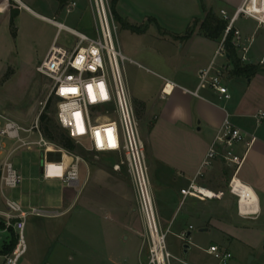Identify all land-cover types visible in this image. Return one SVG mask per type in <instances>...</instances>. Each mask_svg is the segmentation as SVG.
<instances>
[{
  "label": "crops",
  "instance_id": "0c3cea01",
  "mask_svg": "<svg viewBox=\"0 0 264 264\" xmlns=\"http://www.w3.org/2000/svg\"><path fill=\"white\" fill-rule=\"evenodd\" d=\"M3 1L1 0V3L4 6ZM60 1V8L62 9L63 4L69 0ZM74 1L77 2L74 10L78 15L77 28L84 32H90L91 28L87 25V22L89 18H93V14L90 6L88 8L89 1L88 4L87 2L84 4L82 0ZM242 1L118 0L116 11L132 25H135V23L143 25L149 21V18H153L161 30L164 31V34L159 32L156 35L154 34L150 44L144 45V49L158 54L162 57L161 60L154 61L152 59L153 61H151L150 58L142 57L148 64L145 65L132 57L131 54L136 53L134 50H130L131 54L128 53L126 56L133 61V64L155 77L152 84H142L139 87L132 85L129 91L139 116L146 143L154 194L156 198L163 201L166 208L171 209V221L179 210L182 211L183 221L176 227V236L178 237L184 230H187V232L192 230V236L193 230L197 226L199 232L222 236L228 244H231V241H238L247 248V255L252 254L254 256L252 262H255L261 256L256 254L258 247L263 246L264 248V122L262 120L261 123H257L256 118L260 110L264 111V72H258L247 77L236 75L230 71L224 81L232 91V100L220 98L217 92L208 87L201 88L199 96H194L182 90V87L189 90L197 88L198 71L210 63L216 49L217 40L206 37L198 27L189 38L181 39L180 37L194 20H202L207 10L213 9L216 12L215 8H218L219 10L232 11ZM21 2V6L17 7L15 20L20 18L35 19L54 27L44 20V18L53 17L36 11L29 5L30 0L28 2L27 0L25 2L21 0ZM6 10L9 12L10 19L11 9L9 3ZM119 26L125 31L141 36L146 35L152 29V27H148L150 29L138 33L124 28L120 24ZM239 28L245 34H252L255 30H250L246 26H240ZM53 38L54 35L41 47L40 56L42 58ZM253 51L255 56H260L264 52V45L260 48V52L254 49L253 46ZM217 62L222 63L223 61L218 59ZM2 110L6 111V108H2ZM226 116L236 126L248 133L255 134L257 137V140L250 146L246 160L238 173L235 174L233 168L230 167L232 170L230 188L232 179L236 177L250 186L257 195L258 208L250 214H242L238 207L240 199L237 195L231 191L234 197H225L223 188L215 183L213 177H210V172L217 169L223 163L222 161H215L208 167H202L209 144ZM242 146L246 148V144ZM69 161L70 158L67 157V162ZM84 167L83 178L80 169V189H74L77 193L73 191L72 196H66V193L70 192L72 188L63 192L62 203L64 209L62 211L65 212L60 216L61 220L59 221H62L60 231L63 234L66 232L71 233L69 230L71 229V223L75 229L74 222L76 218L79 219L81 217L80 212L85 210L86 206H89L91 215L95 218L106 217L115 231L114 235L116 236L111 240L112 248L109 250L106 262L108 264H142L143 247L138 232V228H140L138 221L140 219L142 222V220L140 217L139 219L138 217H136L137 219L133 218L135 214L138 216L139 214L135 206L130 204V201L133 202L134 193L133 190L131 191L132 186L129 178L122 176L119 171H113L115 173L112 172L109 177L102 170L89 168L85 165ZM42 174L46 178H58V176L46 175L44 164ZM91 175L100 184L99 187L103 185L106 188L108 191L106 193L107 197L104 198L96 193V197L91 196L85 206L76 208L77 197L84 185H87L88 177ZM190 183L204 186L213 192H222L223 195L220 198L212 199L186 197L181 204L180 189L187 187ZM97 192L101 194L100 191ZM29 204L27 202V205ZM189 226L192 228L189 229ZM200 228L206 230L200 231ZM62 233L60 232V235ZM60 238L58 237V241L61 240ZM190 242L192 241L189 239ZM5 243L7 242L5 241ZM60 244L65 243L63 241ZM115 244L118 252L114 251ZM217 246L221 247L220 245ZM68 247L70 251L72 249L74 252L81 253V247L76 248L70 244ZM30 250H35L34 245L26 240V251L23 256ZM220 250L232 253L228 247H223ZM40 256L41 254L37 257H31L29 262L25 261L22 264H34L36 261L35 264H40V261L37 260ZM0 258L2 259L1 254ZM261 264H264V262H261Z\"/></svg>",
  "mask_w": 264,
  "mask_h": 264
},
{
  "label": "built area",
  "instance_id": "2783aa9c",
  "mask_svg": "<svg viewBox=\"0 0 264 264\" xmlns=\"http://www.w3.org/2000/svg\"><path fill=\"white\" fill-rule=\"evenodd\" d=\"M13 1L21 6V0ZM88 1L94 24L91 32L71 28L55 17L44 18L55 27V34L35 69L38 74L48 79L50 84L46 100L39 103L41 110L33 124L25 128L0 111V155H3L0 159V194L4 204V210H0L2 221L0 232L16 236L13 249L1 255L0 264H19L26 251L24 232L29 216H58L65 212L36 207L26 209L18 200L6 195L7 189L16 188L23 180L11 161L17 150L39 146L43 149L45 166L47 149L58 147L43 136L39 126L40 115L50 99L56 106L55 119L58 126L68 134L74 145H82L96 155L117 156L118 160L111 164L114 171H120L122 166L125 167L134 193L136 211L142 220L148 241L149 260L146 264H170V258L173 257L166 248L165 238L169 226L163 229L160 222L145 143L124 76V63L133 61L119 47L116 36L118 26L111 10V0ZM76 6V1L69 0L63 4L62 9L70 13ZM218 16L225 22V28L213 58L206 67L198 71L197 88L189 90L182 87V90L199 96V90L208 87L217 92L220 98L229 100L231 94L224 81L233 68L228 43L233 48L240 66L264 67V52L257 57L253 51L256 32L245 34L237 26V22L245 18L254 20L256 28L264 27V0H243L232 11L220 9ZM62 32L72 37L71 42H59ZM218 59L223 62L218 63ZM256 118L257 123H261L264 111L260 110ZM35 131L39 138L32 140L30 134ZM5 139L14 144L10 150H5ZM256 140L255 134L242 130L226 116L209 144L202 167H208L215 161H222L237 174L246 160L250 146ZM242 141H246V148L242 153H238L234 147ZM59 149L68 154L66 157L70 158V161L64 165L62 175L58 178L68 188L78 189L80 164L88 166V163L79 154ZM203 189L209 190L193 183L181 188V204L186 197L212 199L223 195L222 192L211 191L213 195L210 196L202 192ZM191 228L189 226V229ZM186 234L187 230H184L178 237L183 240ZM206 252L214 255L222 263L232 257L229 252L221 253L217 245H210Z\"/></svg>",
  "mask_w": 264,
  "mask_h": 264
},
{
  "label": "rangeland",
  "instance_id": "374dc122",
  "mask_svg": "<svg viewBox=\"0 0 264 264\" xmlns=\"http://www.w3.org/2000/svg\"><path fill=\"white\" fill-rule=\"evenodd\" d=\"M22 1L25 2L26 0ZM30 1L31 3L29 2V5H31L39 13L48 15L49 17H55L59 22H62L76 30H80L77 28L78 15L75 13V9L72 12L67 13L64 9L60 8V0ZM82 1L84 4L86 2L88 4V0ZM3 2L5 7L2 5L0 0V5L2 6H0V111L5 112L9 117L16 120L23 127L28 128L33 124L35 117L40 112L41 106L39 103L40 101L46 100L49 90V80L38 74L35 67L42 58L40 56L41 47L52 38L55 33V27H51L47 23L39 20L20 18L19 20H15V34H13V28L10 26L9 12L6 10V7L9 3L10 9L17 10L19 5L13 0H9V2L8 0H4ZM89 6L90 5H88V8ZM215 9V14L218 16L219 9ZM87 23L92 31L94 28L93 18H89ZM237 24L239 27L246 26V28L250 30L255 29L254 31L256 32V37L254 49H257L258 52H260V48L264 45V27L256 28V22L254 20L245 18H241ZM135 25L141 28L146 27L145 31L150 29L148 27H152V29H150L146 35L141 36L130 31H125L117 23L118 28L116 36L122 52L124 54H131L130 50L136 51L135 54H131L132 57L145 65L148 64H146L142 57L150 58L151 61L161 60V56L151 50L144 49V45L147 43L150 44V40H152V36H154V34L156 35L158 32L160 34H164V31L159 29L157 30V26L150 21H147V23L143 25L139 23H135ZM219 39L220 38L216 39L217 44ZM71 40L72 37L68 33L62 32L60 34V43H68L71 42ZM124 76L129 89L132 85L136 87H139L142 84L150 85L152 84V80L155 78L151 73H148L144 69L128 61L124 63ZM228 89L231 94V98L229 100H232V91L229 86ZM2 108H6V111L2 110ZM55 111V103L50 99L42 111L43 114L46 115L43 125L47 124L51 127V129L62 130L56 122ZM136 115L139 121L137 111ZM39 126L41 127L40 121ZM139 128L142 139L145 143L140 121ZM38 138L39 135L36 131L30 134V139L37 140ZM51 142L59 148L64 149L57 143L53 141ZM5 143V150H10L14 145L7 139H5ZM243 144L245 145L246 141L236 144L234 147L235 151L242 153L245 148L242 146ZM58 147L47 149L45 169L46 175L48 176H61L65 167L64 165L68 164L66 157L68 154L62 152ZM71 152L81 155L87 161L89 168L102 170V172L108 174L109 177L114 171L111 164L118 160L117 156H107L101 154L96 155L87 151L84 146L79 144H75V149ZM145 152L148 161L146 143ZM2 158L3 155H0V159ZM43 159V149L37 145H34L31 149L22 148L17 150L12 155L11 161L14 168L22 175L23 180L16 188L7 189V195L19 200L25 208L36 207L46 210L62 211V209H64L62 195L64 190L69 188L61 179L46 178L43 176ZM62 162L64 164H61ZM80 169L82 170L83 178L85 173L83 163L80 164ZM119 173L127 179L129 178L124 166H122ZM231 173L232 170L230 167H227V165L223 163L220 164L217 169L210 172V177H213L215 183L219 187L223 188L225 197L233 196L230 188ZM99 185L100 184L93 177V175L89 176L87 185H84L81 189L82 191H80L77 197L76 208L79 206H85L88 203V200L91 199V196L96 197V193L97 195H102L104 198L107 197L106 193L108 191L103 185L100 187ZM73 191L75 190L71 189L70 192L66 193V196H72ZM97 191H100L101 194ZM75 193L77 192L75 191ZM155 201L162 228L165 229L167 225H169V231L166 234L165 244L167 250L173 256L170 258V264H248L249 257H254L252 254L247 255V248L242 246L238 241H231V244H228L222 236L199 232V227L197 226H195L193 230V234L190 238L192 242L189 243L190 248L188 250V254L186 255L183 248L184 241L180 240L175 234L176 227L183 221L182 211L179 210L171 221V209L167 207L169 209V211H167L168 209L164 206L163 201L156 198V195ZM27 202L30 204L27 205ZM134 202L135 199H133V202L130 201V204L136 208V204ZM88 207L89 206H86V209L80 212L81 217L79 219L76 218L74 222L75 229L73 227L74 225L71 223V229H69L71 233L66 232L63 234L62 231H60L62 221L59 220H61L60 216L62 215L29 216L26 219L24 233L26 240L32 242L36 251L30 250L20 259L19 264H22L25 261L29 262L31 257H37L40 254V258H37V260L40 261V264H108L106 262V258L109 255V250L112 248L111 240H113L116 236L114 235L115 231L111 226V222L106 217L102 216V218H95V216L91 215ZM0 210H4L1 194ZM136 217L139 219L140 216L135 214L133 218L137 219ZM33 221L34 223H32ZM0 223H2V221H0ZM138 224L140 227L138 228V232L140 233L139 238L140 240L142 239L143 247L141 260L142 264H146L149 260L148 241L144 226H142L140 219ZM60 232L62 233L61 235ZM11 235V233L5 234L0 232V247L3 245V242L5 244V241H10ZM58 237H61L60 239L63 240L65 244L61 245L60 243L63 241H58ZM69 244L75 246L76 248L81 247V253L78 251L74 252L72 249L70 251L68 249ZM120 244L122 245V242ZM211 244L220 245L221 247L218 246L220 249L228 247L232 251V257L227 259L225 263H222L214 255H209L206 252V249H208ZM116 246L117 245L115 244L113 248L114 251L118 252L115 248ZM258 248L259 249L256 254L261 256H259L260 258L257 259V261L251 262L250 264H261V262H264V248L263 246ZM220 252L223 253V250H220ZM1 260L2 259L0 258V263ZM35 263H37V261L34 262V264Z\"/></svg>",
  "mask_w": 264,
  "mask_h": 264
},
{
  "label": "trees",
  "instance_id": "16d2710c",
  "mask_svg": "<svg viewBox=\"0 0 264 264\" xmlns=\"http://www.w3.org/2000/svg\"><path fill=\"white\" fill-rule=\"evenodd\" d=\"M118 0H111V10L113 13V16L118 24H120L122 27L127 28L133 32H144L145 28H141L136 25H132L128 23L126 20H124L116 11V3ZM17 16V10L11 9L10 14V26L13 28V34H15V18ZM149 21H153V23L157 26L159 30L161 28L157 24L156 20L153 18H149ZM199 30L208 38L211 39H218L221 37L224 28H225V22L219 18L213 11V9H209L206 11L205 16L202 20H194L192 24L186 29L184 34L180 37L181 39L189 38L195 31V28L197 27ZM229 47V57L231 58V62L233 65L232 72H234L236 75H245L247 77H250L252 75H255L258 72H263L264 67H260L257 65H250V66H240L237 62V59L235 57V52L233 48L231 47L230 43H228ZM46 115L41 114L40 115V123H41V132L44 137H46L48 140L53 141L63 147L67 150H74L75 145L73 140L68 136V134L62 130L58 129H51L47 124L43 125L45 122ZM1 174V170H0ZM16 243V236L14 234L11 235V239L9 242L3 244L0 247V254H5L11 252L14 245Z\"/></svg>",
  "mask_w": 264,
  "mask_h": 264
},
{
  "label": "bare ground",
  "instance_id": "6f19581e",
  "mask_svg": "<svg viewBox=\"0 0 264 264\" xmlns=\"http://www.w3.org/2000/svg\"><path fill=\"white\" fill-rule=\"evenodd\" d=\"M22 4V2L20 3ZM231 191L237 195L239 201V210L242 214H250L258 208V198L254 190L241 182L238 178L234 177L231 181ZM202 192L212 196V192L207 189H203Z\"/></svg>",
  "mask_w": 264,
  "mask_h": 264
},
{
  "label": "water",
  "instance_id": "95a60500",
  "mask_svg": "<svg viewBox=\"0 0 264 264\" xmlns=\"http://www.w3.org/2000/svg\"><path fill=\"white\" fill-rule=\"evenodd\" d=\"M206 230L205 228H200V231H204ZM191 233H192V230H189L187 232V234L185 235V238L183 239L184 243H183V248H184V253L187 254L189 248H190V245H189V239H190V236H191ZM253 260V257L250 256L249 259H248V264H250Z\"/></svg>",
  "mask_w": 264,
  "mask_h": 264
}]
</instances>
